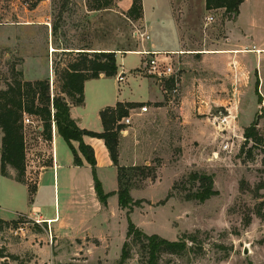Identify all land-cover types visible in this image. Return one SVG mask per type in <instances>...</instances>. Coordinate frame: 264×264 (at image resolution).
Listing matches in <instances>:
<instances>
[{"label": "rangeland", "instance_id": "rangeland-1", "mask_svg": "<svg viewBox=\"0 0 264 264\" xmlns=\"http://www.w3.org/2000/svg\"><path fill=\"white\" fill-rule=\"evenodd\" d=\"M34 1L0 0V90L7 89L21 71L26 80L50 74L51 92L58 94L61 71L80 58L78 51L114 50L123 70L91 80L88 104L93 108L101 99L113 105L141 100L132 101L138 104L129 109L131 122L119 136V164L133 167L127 171L131 195L142 200L129 217L147 234L187 241L183 253L165 252L160 264H264V50L240 55L242 63L261 69L259 103L256 82L234 87L212 84L197 60L182 51H166L178 70L174 78L149 75L143 70L148 55L139 50H151V41L142 21L128 18L117 0L101 7L98 4L105 0H40L33 6ZM200 7V0L192 1L194 20L201 17ZM122 72L127 75L120 80ZM177 84L179 92L174 93ZM142 105L148 106L143 113ZM26 114L32 120L24 125L25 182L30 189L37 187L40 173L54 158L55 133L52 127V137L47 139L40 117ZM222 114L230 116L228 125L220 127ZM257 116L261 140L246 141L245 128ZM2 135L1 130L0 153ZM227 141L232 146L229 151L223 149ZM192 172L212 174L217 195L204 203L187 200L185 195L199 186L190 181ZM1 174L0 166V217L12 218L17 209H26L27 196L3 181ZM90 175L93 187L81 182L77 189L84 195L79 197L75 191L69 206L64 183L54 191L52 178H47L34 203L48 216L58 214L56 222H36L27 213L6 220L0 231V264H116L126 240L128 209L119 207L117 196L102 205L92 171ZM76 176L84 178L83 173ZM126 264H145L139 243L132 246Z\"/></svg>", "mask_w": 264, "mask_h": 264}, {"label": "trees", "instance_id": "trees-1", "mask_svg": "<svg viewBox=\"0 0 264 264\" xmlns=\"http://www.w3.org/2000/svg\"><path fill=\"white\" fill-rule=\"evenodd\" d=\"M40 0H35L36 6ZM244 0H206L207 9L225 8V13L229 18H235L239 14V7ZM112 0H105L99 3L98 7L110 5ZM131 20H139L143 17V0H133L132 6L126 13ZM72 52V51H67ZM79 57L73 62H69L66 68L61 71L62 83L60 93L52 94L50 78L37 79L34 81L23 78V73L18 71L15 80L7 89L0 90V128L2 130L1 143V173L4 176L12 177L18 182H25L26 177V140L24 135V115L29 113L39 116L45 123V134L47 139L52 137V122L55 121L58 133L70 146L74 164L81 166L87 162L94 177V187L98 199L104 206L108 205V197L111 195L105 192L103 184L97 174V159L94 148L87 144L83 137L90 135L102 138L109 151L113 163L118 168L119 189L118 203L120 208L128 209V229L126 240L122 246L119 261L116 264H126L131 257L132 246L139 243L145 264H160V256L165 253L181 254L187 249V241L184 238L179 240H169L159 234H147L133 223L129 217L134 206H138L142 200H134L131 195L132 184L129 182L127 171L133 167L119 164V136L120 131L125 128L121 123L123 117L129 115V109L137 106V102L119 101L115 106H107L101 110L100 115L103 123V131L95 132L83 129L78 126L71 116V104L81 105L84 103L85 82L89 79L99 78L101 74L105 76H116L118 74V63L116 52L105 49L100 52L78 51ZM58 71V70H57ZM56 71V73H58ZM259 96V103H262V95L259 91V80L255 86ZM66 97H69L66 99ZM244 136L246 141L253 140L259 142L261 135L258 129V116L245 128ZM73 141L78 142L75 147ZM252 148L249 149L251 152ZM8 166L12 167L16 174L8 172ZM148 176V173H145ZM190 181L198 182L199 186L195 190H190L185 198L187 200H197L204 203L211 197L217 195L214 188V176L212 174L192 172ZM35 184H38L36 181ZM176 187V186H175ZM264 187V186H263ZM37 187H30V198ZM170 193L168 197H171ZM8 222L0 218V231L2 225ZM0 257L3 255L0 253ZM2 264H7L3 262Z\"/></svg>", "mask_w": 264, "mask_h": 264}, {"label": "crops", "instance_id": "crops-1", "mask_svg": "<svg viewBox=\"0 0 264 264\" xmlns=\"http://www.w3.org/2000/svg\"><path fill=\"white\" fill-rule=\"evenodd\" d=\"M192 1L143 0V17L139 20L142 21L144 32L149 36L151 50L162 52L178 50L183 52L181 54H188L189 57L197 60L198 67L205 69V78H208V82L212 84L217 82L219 85H232L234 87L241 82H257L258 80L259 84H261L263 82V75L260 67L245 65L241 62L240 55L250 51L264 50V0H244L239 7V14L235 18H229L225 13V8L207 9L206 0H200V8L203 12L200 15L201 17L195 20L190 14L192 12L190 8ZM132 3L133 0H117V5L123 11H128ZM177 5L183 7L180 9L181 12L179 14L176 12ZM215 12L220 13L222 18H219V14H215ZM160 35L170 37L171 41L162 40ZM117 63L119 71H122V65L118 61ZM37 74L38 72H34V75ZM122 75L126 76L127 73L122 72ZM48 77L50 78V74ZM28 78L36 80L34 79L35 77ZM101 78H106V76L102 74L99 78L87 80L84 87V103L81 105L71 104L70 109L71 116L80 128L95 132H102L104 129L100 115L101 110L107 106L116 105V103L113 105V103L111 104L109 101H104L103 99L93 105V108L88 104V83L91 80ZM151 91L152 89L149 88V97ZM149 97L146 99H149ZM126 101L141 100L125 99L122 102ZM54 136V158L53 160L51 159L50 163L40 173L37 190L34 193L35 199L32 202L28 198L30 196L29 184L18 182L12 177L1 174L3 181L10 182L18 192H23L27 196L28 206L26 209H17L15 217L7 218L1 216L0 218L11 220L17 218L18 214L27 213L33 219L35 217H42L47 221L54 220L53 223L56 222L58 214L55 213L48 216L40 205L34 203L37 194L41 192L43 182L47 178H52L54 191H56L57 185L58 189H60L61 182L64 183L68 190L65 201L67 206L71 205L69 197L75 191L79 192V197H83L84 193L82 189H77L80 188L77 186L81 182L86 183L89 189L93 187V179L90 175L92 171L91 166L87 162L81 166L75 165L73 152L68 143L59 134L55 133ZM83 139L95 150L97 173L105 192L111 193L109 197L117 196L118 200V168L110 157L105 141L102 138L90 135H84ZM73 144L75 147H78L77 141H73ZM119 158L122 161V151ZM10 169V174L13 175L15 170L12 167ZM77 173H83L84 178L77 177ZM107 183L111 184V187H108L109 189L107 188ZM10 195H13L12 190Z\"/></svg>", "mask_w": 264, "mask_h": 264}, {"label": "built area", "instance_id": "built-area-1", "mask_svg": "<svg viewBox=\"0 0 264 264\" xmlns=\"http://www.w3.org/2000/svg\"><path fill=\"white\" fill-rule=\"evenodd\" d=\"M212 18V17H211ZM147 38L149 36L147 35ZM139 54H145L148 55V57L145 59L143 63V70H145L149 75L153 76L156 79L160 80H170L177 75L178 70L176 69V66L173 62V58L171 56H168L167 52H162V51H155V50H139ZM120 80L123 79V75H120L119 77ZM179 84H177L176 87L172 89V92L178 93L179 92ZM141 113L145 112L148 110V106L142 105L140 107ZM230 115L222 114L219 116V123L220 127L221 125L226 126L228 125V118ZM32 122L31 120V115H28L25 113L24 115V124ZM131 122V117L128 115L126 117H123L121 120L122 124L129 125ZM52 127H53V134L56 133V123L55 121L52 122ZM224 130V127L222 128ZM122 132H125V129L123 128L121 130ZM231 143L227 141L223 145V149L225 150H231ZM34 220L36 222H41L45 219L41 217H35Z\"/></svg>", "mask_w": 264, "mask_h": 264}]
</instances>
